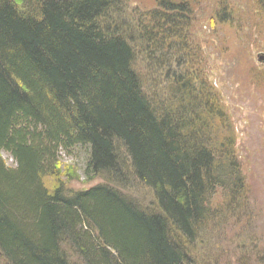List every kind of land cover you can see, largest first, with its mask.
I'll use <instances>...</instances> for the list:
<instances>
[{"label":"trees","instance_id":"trees-1","mask_svg":"<svg viewBox=\"0 0 264 264\" xmlns=\"http://www.w3.org/2000/svg\"><path fill=\"white\" fill-rule=\"evenodd\" d=\"M116 2L0 0V152L14 163L0 155V252L9 264H71L64 244L84 264H197L188 246L220 218L213 196L244 200L243 168L216 139L219 113L192 82L177 81L164 99L143 80L131 41L102 23ZM189 3L158 0L165 12L143 20L151 55L159 36L180 33ZM75 149L86 153L88 180L124 184L130 166L157 209L107 182L66 194L57 168Z\"/></svg>","mask_w":264,"mask_h":264},{"label":"rangeland","instance_id":"rangeland-1","mask_svg":"<svg viewBox=\"0 0 264 264\" xmlns=\"http://www.w3.org/2000/svg\"><path fill=\"white\" fill-rule=\"evenodd\" d=\"M157 1L117 0L102 23L131 41L137 70L144 81L152 80L159 97L171 96L170 89L181 79L192 82L196 97L205 99L214 115L219 113L216 139L232 146L246 182L240 205H229L221 191L213 196L212 207L219 208L220 218L202 227L189 243V256L197 264H264V60H259L264 56V12L255 0H190L192 12L182 15L180 33L159 36L158 52L151 55L156 44L144 38L146 21L153 11L165 12ZM173 52L171 58L168 54ZM120 154L127 168V157L122 150ZM0 155L7 165H14L6 152ZM59 161L57 170L68 195L107 182L143 208L157 209L153 191L130 166L129 181L123 184L100 175L88 180L82 149L71 155L62 152ZM68 170L74 171V178L67 176ZM63 249L71 264H84L73 247L64 244ZM0 264H9L1 252Z\"/></svg>","mask_w":264,"mask_h":264},{"label":"water","instance_id":"water-1","mask_svg":"<svg viewBox=\"0 0 264 264\" xmlns=\"http://www.w3.org/2000/svg\"><path fill=\"white\" fill-rule=\"evenodd\" d=\"M259 60H264V56H260L259 57Z\"/></svg>","mask_w":264,"mask_h":264}]
</instances>
